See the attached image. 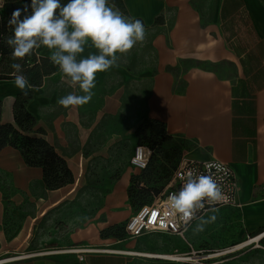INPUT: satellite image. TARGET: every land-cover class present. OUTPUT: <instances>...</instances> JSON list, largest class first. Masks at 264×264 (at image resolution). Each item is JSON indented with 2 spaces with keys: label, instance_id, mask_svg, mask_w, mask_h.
Here are the masks:
<instances>
[{
  "label": "crops",
  "instance_id": "obj_1",
  "mask_svg": "<svg viewBox=\"0 0 264 264\" xmlns=\"http://www.w3.org/2000/svg\"><path fill=\"white\" fill-rule=\"evenodd\" d=\"M124 4L125 15L141 20L152 34L153 62L134 69L120 59L118 67L98 73L95 96L103 97L102 110H120L133 84L143 85L138 93L141 109L131 113L134 126L155 119L182 155L229 164L240 183L237 205L207 213L206 218L217 219L196 235L189 228L185 237L158 232L121 241L104 236V231L125 225L135 212L128 192L134 172L128 170L109 185L96 216L71 228L52 246L98 251L18 258L41 252L32 244L36 223L67 199L81 179L75 187L48 190L42 168L27 165L19 150L7 146L0 153V175L9 178L14 199H27L33 208L23 211L18 229L9 232L0 188V264H180L151 255L169 254L186 244L195 251L225 250L258 236L263 237L222 254L230 255L222 263L264 264V0H124ZM37 51L43 57L50 55L44 47ZM91 51L95 50L86 48L82 56ZM59 76L66 95L82 94ZM117 80L125 85L116 86ZM46 83L27 89L33 92L27 108L66 161L76 155L83 161L89 136L83 106H60L58 93H47ZM20 93L14 82L0 84L4 123L15 122L13 104ZM72 147L77 152H69ZM212 258H204L205 264H215Z\"/></svg>",
  "mask_w": 264,
  "mask_h": 264
},
{
  "label": "clouds",
  "instance_id": "obj_2",
  "mask_svg": "<svg viewBox=\"0 0 264 264\" xmlns=\"http://www.w3.org/2000/svg\"><path fill=\"white\" fill-rule=\"evenodd\" d=\"M7 23L12 27L6 43L12 49L13 61L31 57L44 47L68 86L80 90L82 94L73 91L58 99L65 109L88 104L95 95L97 74L118 67L121 56L147 39L143 22L125 15L110 0H31L23 9H15ZM86 48L95 51L82 56ZM10 67L14 86L27 96L32 85L21 63H11ZM206 168L208 174L194 169L183 173L182 186L166 203L170 217H178L184 230L191 228L193 235L217 219L216 215L206 218V214L218 212L216 205L225 200L217 175L225 171L224 163L214 160Z\"/></svg>",
  "mask_w": 264,
  "mask_h": 264
},
{
  "label": "rangeland",
  "instance_id": "obj_3",
  "mask_svg": "<svg viewBox=\"0 0 264 264\" xmlns=\"http://www.w3.org/2000/svg\"><path fill=\"white\" fill-rule=\"evenodd\" d=\"M151 38L152 34L150 31H147L146 41L143 44H137L127 56H121V61L125 62L127 66H133L134 69L143 68L144 66L149 67L153 62ZM56 73L57 75L52 78L51 76L45 78L42 84L47 80L45 91L47 93L53 91L57 92L59 98H61L66 95L65 87H62V85L60 86L61 80L59 70H57ZM13 81L14 79L3 80L0 81V84ZM124 85L123 81L117 80L116 86ZM141 87H143V85L133 84L131 93L123 98V103L119 104L120 110H116L112 113L102 110L104 102L103 97L97 98L94 95L88 104L83 105L84 124L89 127V136L84 145L83 161L81 156L79 158L78 155H76L73 160L67 161L75 178L74 183L67 187H75L78 178L81 180L78 183L77 189L69 194L67 199L57 207L49 210V212L36 223L32 244L35 243L41 252L56 250V248H52V246L58 245L54 243V241L59 242L61 236L65 235V233H69L71 228L83 225L92 220L101 207V200L109 185L118 179L125 171L132 170L134 172L132 177L139 176L141 178L142 187L138 186V189L148 188L145 190L146 192L144 191L142 196L141 201L143 202L151 203L155 196L165 190L167 180L162 178L161 176L163 173L157 170H159V166L169 169L170 163L163 158L162 151L169 150L170 154L175 157L177 155L173 149L175 144L170 140H165L161 142V145L154 146L147 138L137 136L136 132L140 124L136 127L134 126L133 115L131 113L134 111L139 112L141 109L140 101H138V93ZM93 91L95 92L96 89ZM55 112L54 110L52 113ZM140 144L152 149L150 166L155 169L152 179L142 178L145 171H136L131 164L135 148ZM69 152H77V148L72 147ZM0 188L4 191L5 224L9 232H15L18 229L19 222H21L23 218L21 213H24L23 211H31L33 204L27 199L23 202L14 199L15 189L11 185L9 178L4 174L0 175ZM137 205L138 203L136 206L132 205L133 209H135ZM124 226L125 225H119L118 228L112 232V235L121 241L130 238L133 239L134 237H130L126 233ZM148 234L156 235L159 233L153 232L147 233V235ZM166 236H168V234H166L165 237ZM141 244L140 242L137 247ZM190 251L191 250L186 244L183 248H176V251L166 253L182 256ZM196 251L201 252L198 255L202 260L197 261L198 258L193 257L191 260L186 259L185 261L181 260L176 262L180 264H205L206 260L203 258H207L208 254L212 252L204 250ZM229 256L230 255L218 256L212 259L215 264H223V260Z\"/></svg>",
  "mask_w": 264,
  "mask_h": 264
},
{
  "label": "trees",
  "instance_id": "obj_4",
  "mask_svg": "<svg viewBox=\"0 0 264 264\" xmlns=\"http://www.w3.org/2000/svg\"><path fill=\"white\" fill-rule=\"evenodd\" d=\"M30 2L31 0L0 1V81L14 79L11 76L13 69L10 65L17 62L21 63L24 69L23 74L28 78L32 87H37L42 85L45 78L57 72L58 68L50 62L48 57L41 56L38 51L31 57L13 61L11 59L12 49L6 43L7 38L12 35V27L8 26L7 23L12 12L17 8L23 9V6L30 4ZM61 2L66 3L67 0H61ZM110 2L115 3L126 14L124 0H110ZM32 98V91H28L27 96L20 93L15 97L13 104L14 123H4L2 121L3 103L0 101V153L7 146L19 150L27 165L42 168L44 187L48 190H57L73 184L75 178L66 159L45 139V130L39 126L36 116L28 110L27 106ZM136 134L138 137L147 138L154 146L161 145V142L165 140L171 141L166 133L165 126L155 119L148 118L144 120L139 125ZM173 149L177 154L175 157L170 154L169 150L162 151L163 158L170 163L169 169L159 166V170H157L163 173L161 177L167 180V184L182 156L181 150L179 151L177 146ZM154 170L151 168L149 161L148 167L142 170L145 171L142 178L152 179ZM141 183L139 176H133L128 190L131 204L136 206L138 203L135 210L148 204L141 201L144 191L148 189L147 187L138 189V186L142 187ZM116 228L118 227L104 231L103 235L113 236L112 232Z\"/></svg>",
  "mask_w": 264,
  "mask_h": 264
},
{
  "label": "built area",
  "instance_id": "obj_5",
  "mask_svg": "<svg viewBox=\"0 0 264 264\" xmlns=\"http://www.w3.org/2000/svg\"><path fill=\"white\" fill-rule=\"evenodd\" d=\"M152 155V149L145 145H138L135 148L134 155L131 160V164L139 169L145 170L148 167L150 158ZM217 159L210 160H196L193 158H189L186 155H182L181 159L178 163L177 168L174 170L173 175L168 182L165 190L162 193H159L154 197L151 203L145 204L140 207L138 210H135L134 214L125 224V231L130 237H140L147 233L153 232H162L168 233L172 235H177L181 237H185L187 231L184 230L183 222L179 220L178 217H170L168 210L166 208L167 198L173 192H176L182 186L181 176L189 169H194L198 173L208 174V169L206 168V164L208 162L214 161ZM220 161V160H219ZM225 165V171L218 175V182L221 184L225 196V200L216 205V207L223 206H233L237 205V197L240 192V183L238 177L234 171V169L227 163L223 162ZM213 174H215V170H212ZM155 214V215H154ZM234 246L225 249V250H216L210 252L207 258L218 257L222 254L230 253L228 251H232ZM236 251V250H235ZM232 251V252H235ZM57 253H73V254H83L86 252H82L81 247H70L66 249L60 250H52V251H43L33 254H23L18 256V258H29L35 255H43V254H57ZM201 252L195 251L191 249L190 252L183 254L185 260L195 257L198 258L197 261L202 260L198 254ZM179 256V255H178ZM17 258V257H16ZM162 259V258H160ZM204 259V258H203ZM165 260V259H164ZM177 261V260H173Z\"/></svg>",
  "mask_w": 264,
  "mask_h": 264
},
{
  "label": "bare ground",
  "instance_id": "obj_6",
  "mask_svg": "<svg viewBox=\"0 0 264 264\" xmlns=\"http://www.w3.org/2000/svg\"><path fill=\"white\" fill-rule=\"evenodd\" d=\"M262 237L263 236H258V237H255V238H251V239L247 240L246 242H242V243L234 246L232 251L239 250V249L245 247L246 245H249V244H251V243H253L255 241L260 240ZM94 251H98V250L91 249V248H82V252H94ZM109 251L120 252L121 250L109 249ZM232 251H228V252H232ZM130 253H132V252H130ZM151 256H153L155 258H162V259H165V260H177V261L184 260L185 261V259L183 257L175 255V254H163V255H161V254L160 255H156L155 254V255H151ZM9 259H11V258H9ZM6 260H8V259H6Z\"/></svg>",
  "mask_w": 264,
  "mask_h": 264
},
{
  "label": "snow or ice",
  "instance_id": "obj_7",
  "mask_svg": "<svg viewBox=\"0 0 264 264\" xmlns=\"http://www.w3.org/2000/svg\"><path fill=\"white\" fill-rule=\"evenodd\" d=\"M155 215V214H154Z\"/></svg>",
  "mask_w": 264,
  "mask_h": 264
}]
</instances>
